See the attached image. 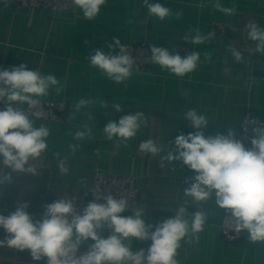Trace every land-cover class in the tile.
Here are the masks:
<instances>
[{
	"label": "crops",
	"instance_id": "crops-1",
	"mask_svg": "<svg viewBox=\"0 0 264 264\" xmlns=\"http://www.w3.org/2000/svg\"><path fill=\"white\" fill-rule=\"evenodd\" d=\"M148 2L169 7L172 15L161 21L148 14L144 0H107L98 16L87 21L77 7L74 11L53 12L17 7L15 0H0V62L6 63L9 70L25 64L29 70L55 75L62 91L57 94L52 89L42 101L64 105L58 120L30 117L37 127L43 124L49 128L48 148L29 161L35 173L12 174V182L0 189V208L16 210L18 204L27 202L33 220L40 221L44 206L64 197L73 199L79 213L86 206L83 195L96 173L129 174L139 187L138 209L145 211V223L153 226L152 231L173 218L181 205L186 206L189 217L195 211L207 213L199 239L189 243L186 237L181 241L175 257L178 263L264 264V243L249 241L246 232L231 242L222 238L220 226L225 210L215 205L214 197L196 204L184 194L192 183L190 177L195 175L192 170L179 162L164 161V167L160 166L168 148L175 149L178 135L197 131L184 118L189 110L208 119V125L201 129L206 137L227 135L229 128L238 131L245 115L264 124V54L255 52V42L248 38L247 30L250 22L264 28V0H220L224 7H235L233 15L216 10V0ZM177 13L181 14L179 18ZM196 29L202 35H214L204 43L193 44L191 37ZM114 37L121 44L144 42L162 48L181 44L191 53L199 52L200 62L184 77L152 64L143 70L133 69L127 81L116 84L92 67L88 58L97 49L117 54ZM109 44H113L111 49ZM233 50L241 53V61L235 60ZM206 53L211 57L206 58ZM81 98L96 102L77 111L75 105ZM115 104L121 111H116ZM0 108L5 105L0 103ZM135 112H143L148 124L127 145L117 138H106L104 125ZM84 125L92 129V137L75 140L73 134L83 130ZM148 139L159 142L165 151L157 155L141 152L139 144ZM70 144L79 145L74 153ZM65 157L67 174L58 166ZM8 171L3 168V173ZM99 234L107 238L110 231L103 228ZM5 236L0 228V239ZM92 243L88 240L81 244L77 255L86 252ZM150 245V240L131 241L133 251L147 250ZM0 264L46 261H34L29 250L4 245L0 247Z\"/></svg>",
	"mask_w": 264,
	"mask_h": 264
},
{
	"label": "clouds",
	"instance_id": "clouds-1",
	"mask_svg": "<svg viewBox=\"0 0 264 264\" xmlns=\"http://www.w3.org/2000/svg\"><path fill=\"white\" fill-rule=\"evenodd\" d=\"M71 2L82 11L85 20L92 21L107 0ZM144 5L150 16L161 21L172 15L171 9L159 2L151 4L144 0ZM214 7L227 15L236 12L235 7H224L220 0H216ZM180 15L177 13V18ZM247 30L248 38L255 42V52L264 54V28L250 22ZM213 35H202L196 29L191 42L201 44ZM188 40L186 36L184 41ZM113 41L119 48L118 54L111 51L105 54L97 49L88 58L92 67L120 84L131 77L135 62L117 37ZM108 47L111 49L113 44ZM151 53L153 64L177 77L194 72L200 62L199 52L181 57L170 54L165 48L152 46ZM232 55L237 62L242 60L240 52L233 50ZM205 56L210 58L211 54L206 53ZM52 89L57 94L62 91L60 81L53 74L43 75L29 70L25 64L0 70V103L5 105L0 110V189L12 182L13 173H35L36 169L29 161L39 158L46 151L50 130L43 124L37 127L30 117L38 120L43 116L38 109ZM95 102L81 98L75 108L79 111ZM115 107L117 112L121 111L119 104ZM184 118L197 131L178 135L174 141L175 149L168 148L166 155L161 157L160 166L164 167V161L187 166L195 175L190 177L192 183L184 189V194L196 204L214 197L219 209L230 212L228 219L235 232H246L249 241L264 243V126L253 128L252 148L246 149L241 141L235 139L237 129L229 128L227 136L217 134L206 137L201 129L209 121L204 115L189 110ZM250 123L258 124L259 121L252 120ZM147 124L145 114L135 112L122 116L118 122H108L103 132L108 140L117 138L127 145ZM91 137L92 129L87 125L73 134L77 141ZM78 147V144L69 145L72 153ZM139 150L153 155L165 151L159 142L152 139L141 142ZM66 159L61 160V170L67 174L69 170L63 166ZM5 167L9 170L7 173H3ZM89 190L97 200L104 199L105 203L89 202L77 213L73 199L63 197L44 206L40 221L33 220L27 211V202L18 204L8 216L0 214V228L6 233L5 238L0 239V247L7 245L20 251L29 250L34 261L45 260L46 264H178L175 257L181 241L186 237L189 243L193 239L198 240V234L204 230L207 213L195 211L189 217L186 206L181 205L173 218L159 223L152 231L153 226L145 223L143 209L132 208V216L120 215L129 206L127 198L102 196L97 186ZM103 228L110 231L107 238L99 234ZM133 239L150 240L151 245L147 250L133 251ZM88 240L93 241L88 250L77 255L81 244Z\"/></svg>",
	"mask_w": 264,
	"mask_h": 264
},
{
	"label": "built area",
	"instance_id": "built-area-1",
	"mask_svg": "<svg viewBox=\"0 0 264 264\" xmlns=\"http://www.w3.org/2000/svg\"><path fill=\"white\" fill-rule=\"evenodd\" d=\"M17 7H37L42 9H48L53 12H69L74 11L76 6H74L71 0H15ZM125 46L127 54H129L135 64L133 69L143 70L150 67L153 63L151 61V47L154 44L144 43V42H125L122 43ZM170 52V54H179L180 56H185L186 54H191V51L181 44H168L164 47ZM119 53V48L117 54ZM0 70H9V66L0 62ZM62 104L52 101H42L41 108L38 109L43 112V116L40 119L46 120H58L61 118L64 107H60ZM0 110H3L0 108ZM252 120L249 115H245L241 120L239 125L237 135L235 139L241 141L246 149H251V140L255 137L253 128L264 126V124L259 121L258 124H251ZM228 135V134H227ZM225 135V136H227ZM98 187V192L102 196L112 195L114 198L125 197L128 199V208L121 213L122 216H129L133 214V209H138V192L139 187L135 178L129 174L120 173H96L93 178V182L89 188L84 192V203L87 205L89 202H96L99 204L105 203L104 199L97 200L93 195V189ZM0 211L4 213L5 216L13 213V209L0 208ZM230 212L224 211L220 226V234L226 242H231L238 239L243 232H235L234 226L230 224L228 217ZM180 264V263H178Z\"/></svg>",
	"mask_w": 264,
	"mask_h": 264
},
{
	"label": "water",
	"instance_id": "water-1",
	"mask_svg": "<svg viewBox=\"0 0 264 264\" xmlns=\"http://www.w3.org/2000/svg\"><path fill=\"white\" fill-rule=\"evenodd\" d=\"M58 166H59V170H61V161L58 162Z\"/></svg>",
	"mask_w": 264,
	"mask_h": 264
}]
</instances>
